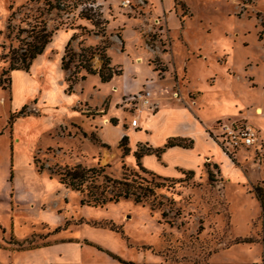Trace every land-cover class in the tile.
Wrapping results in <instances>:
<instances>
[{
	"label": "rangeland",
	"instance_id": "obj_1",
	"mask_svg": "<svg viewBox=\"0 0 264 264\" xmlns=\"http://www.w3.org/2000/svg\"><path fill=\"white\" fill-rule=\"evenodd\" d=\"M38 23L51 41L28 70H9L10 51L26 35L19 29ZM70 40L75 57L90 47L96 69L107 43L122 73L106 82L86 74L68 92L74 64L63 70L60 62ZM0 79V264H47L35 251L44 246L74 257L69 242L86 261L113 253L132 264H264V0H0ZM136 82L137 91H121ZM162 88L176 102L182 92L192 102L201 94L209 117L243 107L261 146H237L230 164L190 139L189 147L144 153L140 162L154 174L143 172L134 152L164 146L165 116L143 108L132 127L124 99ZM76 164L135 178L151 195L81 205L82 193L56 175Z\"/></svg>",
	"mask_w": 264,
	"mask_h": 264
},
{
	"label": "trees",
	"instance_id": "obj_2",
	"mask_svg": "<svg viewBox=\"0 0 264 264\" xmlns=\"http://www.w3.org/2000/svg\"><path fill=\"white\" fill-rule=\"evenodd\" d=\"M51 1V0H45ZM82 17L89 19L93 24L97 25L99 23V18L95 19L94 15L88 14L85 10L81 12ZM19 32H26V35L20 38V44L18 47L13 48L10 51V65L9 70L23 69L28 70L33 62V60L40 55L45 46L51 41L52 31L48 30L44 25L34 24L29 29L20 28ZM74 37V36H73ZM71 38V40L73 39ZM71 40L67 42L64 48V54L61 57V69L69 70L70 65L74 64V70L65 79L67 84V91H72L73 85L78 79H85L86 74H97L101 82H106L110 80L114 75H119L122 73L121 68H114L110 64L109 57L105 54L104 50L109 47L106 43L102 46V52H100V57L103 59L101 66L96 69L91 65V58H93L94 52L90 51L85 54V51H89L90 47L81 50L77 57L75 53L72 52ZM83 70L84 73L79 77L77 74ZM0 86L6 87L3 80L0 79ZM21 109L19 113H22ZM192 141L187 140L182 137H170L163 147L152 148V147H137L134 152V156L137 161V165L143 172L152 173L147 170L140 163V158L144 153H156L159 155L166 147L171 146H191ZM120 145L123 149V154L128 152L127 146V136L123 135L121 137ZM41 169V167H40ZM59 182L69 187L71 190L79 191L82 193L80 198V204H87L91 206H101L107 202L113 201L117 202L121 198L127 199L132 198L136 203H144L146 199L151 195L152 188L148 185H143L141 181H136L132 179L128 181L127 175L122 179H112L104 171L103 166H92L86 167L81 164H76L71 167H64L56 172ZM159 176V175H158ZM162 177V176H161ZM112 185V188H110ZM115 188V189H114ZM256 196L263 198L262 192H256ZM111 228L115 229V226L111 224ZM111 258L120 262L121 264H132L129 261H125L118 255L110 253Z\"/></svg>",
	"mask_w": 264,
	"mask_h": 264
},
{
	"label": "crops",
	"instance_id": "obj_3",
	"mask_svg": "<svg viewBox=\"0 0 264 264\" xmlns=\"http://www.w3.org/2000/svg\"><path fill=\"white\" fill-rule=\"evenodd\" d=\"M137 89H139L138 82H136L135 84L124 85L122 87L121 91L128 93L131 91H137ZM163 90H165V89L162 88V90H161L162 92L161 91L157 92L156 90H154V91L150 90V91L153 94L157 93L162 98L161 101H163V102H161V105L159 107L161 109V111L157 112L156 115L159 113V114L165 116V118H163L161 120L160 126L162 127L163 130H165L166 136L168 138H170V137H182V138H185L187 140L192 139L194 142V147H196L198 149H203L204 145L211 146L212 148H217L220 150V155L223 157V160L231 164L232 161L225 154H223L220 146L211 137V134H212L211 130H212V127L214 126V124L218 120H221L222 118H227L228 120H237V121L243 120L244 122L247 123L249 117L251 118V116L248 114H244V113L240 112V111H242L243 107H239V110L237 109L235 111H232L231 113L222 112V113L217 114L215 116L209 117L206 114L205 105H203V99L201 98V94L197 100H194L192 102V101L187 100L185 98V92H182L183 90H181V92L183 93V98H182L183 101L182 100L179 101L176 99L178 101V102H176L174 100L175 98L173 100H171V98L168 97L169 94H164L165 92H163ZM168 98H170V99H168ZM258 107L262 108L261 105H256V107H254L255 108L254 111L257 115H262L263 114V108H262V113L260 114V113H257L256 108H258ZM140 113H142V111ZM158 115H157V117H160ZM217 131L218 130L215 129V132H217ZM122 134H124V133H122ZM176 147L183 148V146L175 145V146L170 147V149L176 148ZM184 149H186V148H184ZM203 158H204L203 159L204 162L214 163L217 165V163L215 161H212L210 159V157L204 156ZM140 161H141V159H140ZM220 167L221 166H219V169H220V171H222ZM190 168H191V166H186V169H184V170L185 171H191ZM157 175H159V174H157ZM159 176H161V175H159ZM234 177L238 178L237 177V171H235ZM69 243H72L71 245H73V246H71V249H73L72 251L75 252L74 257H69V255L66 252L65 253H63V252L61 253L59 251L55 252L54 249H51V246L39 247L35 251L37 253H39L38 254L39 258H42V256H44L43 261L47 262V264H51L50 262H48V255H49V260H52V262H54L53 264H121L120 262H118L116 260L114 261L111 259H98L97 256H95V255H91L92 261L82 260V258L79 257V255L81 254L80 251L82 250L81 249L82 246H78L77 244L74 245L73 242H69ZM68 247H70V246H68ZM40 261H41V259H40Z\"/></svg>",
	"mask_w": 264,
	"mask_h": 264
},
{
	"label": "built area",
	"instance_id": "obj_4",
	"mask_svg": "<svg viewBox=\"0 0 264 264\" xmlns=\"http://www.w3.org/2000/svg\"><path fill=\"white\" fill-rule=\"evenodd\" d=\"M152 92L148 89L137 92L133 95L126 97V106L134 110V116L130 120V126L135 127L138 125L137 116L143 111V108L155 112L158 110V102L153 100ZM177 97V93H174ZM215 129L218 131L215 132ZM211 137L220 146L223 154L228 158L232 157L234 150L237 146H255L259 144L261 146L262 142L259 138V131L254 129L246 122H239L237 120H218L211 130Z\"/></svg>",
	"mask_w": 264,
	"mask_h": 264
},
{
	"label": "bare ground",
	"instance_id": "obj_5",
	"mask_svg": "<svg viewBox=\"0 0 264 264\" xmlns=\"http://www.w3.org/2000/svg\"><path fill=\"white\" fill-rule=\"evenodd\" d=\"M257 109V113H262V108L261 107H258V108H256Z\"/></svg>",
	"mask_w": 264,
	"mask_h": 264
}]
</instances>
